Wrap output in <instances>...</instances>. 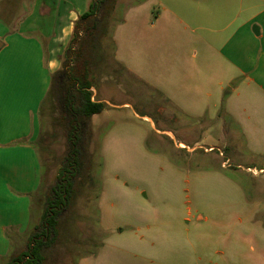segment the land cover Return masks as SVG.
Here are the masks:
<instances>
[{
    "label": "rangeland",
    "instance_id": "rangeland-1",
    "mask_svg": "<svg viewBox=\"0 0 264 264\" xmlns=\"http://www.w3.org/2000/svg\"><path fill=\"white\" fill-rule=\"evenodd\" d=\"M134 1L118 0L111 30ZM102 44L92 92L107 102L86 140L92 168L60 218L46 264H264V157L217 119L178 130L173 115L168 124L163 98L116 62L111 37ZM71 60L65 51L60 71ZM41 116L43 190L33 200V228L69 145L50 96Z\"/></svg>",
    "mask_w": 264,
    "mask_h": 264
},
{
    "label": "crops",
    "instance_id": "crops-1",
    "mask_svg": "<svg viewBox=\"0 0 264 264\" xmlns=\"http://www.w3.org/2000/svg\"><path fill=\"white\" fill-rule=\"evenodd\" d=\"M90 2L0 0L1 264L24 251L36 229L42 109ZM112 42L116 62L163 98L168 124L173 115L178 130L217 119L264 157V0H135ZM208 133L196 146L209 140Z\"/></svg>",
    "mask_w": 264,
    "mask_h": 264
},
{
    "label": "trees",
    "instance_id": "trees-1",
    "mask_svg": "<svg viewBox=\"0 0 264 264\" xmlns=\"http://www.w3.org/2000/svg\"><path fill=\"white\" fill-rule=\"evenodd\" d=\"M117 5L118 0H91L87 12L76 21L71 44L66 50L72 60L64 63L66 69L51 76L48 96L53 99L69 145L60 178L46 193L41 222L24 251L10 264L47 263L60 236V218L76 200L82 180L90 175L92 162L86 140L93 116L102 114L106 108L105 103L93 100L91 76L94 68L104 60L103 40L113 38L132 3L111 30L110 21Z\"/></svg>",
    "mask_w": 264,
    "mask_h": 264
},
{
    "label": "water",
    "instance_id": "water-1",
    "mask_svg": "<svg viewBox=\"0 0 264 264\" xmlns=\"http://www.w3.org/2000/svg\"><path fill=\"white\" fill-rule=\"evenodd\" d=\"M256 34H257V33H256ZM2 47H3V42L0 41V50L2 49Z\"/></svg>",
    "mask_w": 264,
    "mask_h": 264
}]
</instances>
